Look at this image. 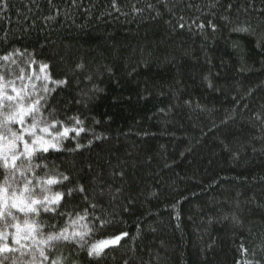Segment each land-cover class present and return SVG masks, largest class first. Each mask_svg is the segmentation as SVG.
<instances>
[{
  "label": "trees",
  "instance_id": "trees-1",
  "mask_svg": "<svg viewBox=\"0 0 264 264\" xmlns=\"http://www.w3.org/2000/svg\"><path fill=\"white\" fill-rule=\"evenodd\" d=\"M41 64L42 115L85 131L35 172L68 175L53 191L83 185L88 201L38 223L59 231L87 207L110 221L89 243L127 235L101 257L58 245L35 264H264V0H0V84L42 88L26 82ZM25 177L0 168V185Z\"/></svg>",
  "mask_w": 264,
  "mask_h": 264
},
{
  "label": "snow or ice",
  "instance_id": "snow-or-ice-1",
  "mask_svg": "<svg viewBox=\"0 0 264 264\" xmlns=\"http://www.w3.org/2000/svg\"><path fill=\"white\" fill-rule=\"evenodd\" d=\"M12 55H5L2 59L11 60ZM12 62L15 63L14 60ZM31 63L34 64L35 61ZM48 68L47 64H41L40 74L35 79L50 81ZM17 78L21 81L24 80L23 75ZM2 79L3 77L0 76V80ZM29 79L32 78L29 77ZM51 82L57 85L66 83V81ZM28 87V85H22L18 89L14 81L0 84V142L7 144L6 148L0 147V168L9 171L12 177H15L16 173H19L21 177H24L25 172L32 173V178L25 177L21 184L16 183L15 180L9 183L6 179L4 184L0 185V219L5 223L6 229H13V231H0V256L9 259L4 254L19 251L21 258L31 254V264H35L36 253L44 261H48L49 253L58 245L75 244L80 249L87 247L89 258L101 257L107 249L119 245L127 233L105 236L89 243L109 227L110 221L96 217L99 224L89 222L87 207L84 208L83 214L76 213L75 217L68 213L69 219L59 231L54 230L56 225H51L53 231L45 234V226L37 221L41 212L51 213L54 216H65L66 214L60 212L59 209L77 193L83 196L82 202L88 201L83 185L67 187L65 191H53L54 186H65L66 182L70 184V177L64 174H59V178L47 174L41 177L35 172V169L40 165H33V160L38 154L49 153L50 149L60 151L59 145L65 139L79 137L85 129L76 126L68 127L65 122L59 120H52L49 123V118L42 115L44 108L42 102L46 103L47 96L36 95V93H49L53 89H49L47 83H44L39 89L35 83L31 84V92L27 90ZM51 115L49 113V116ZM69 119L74 120L75 125L82 124V121L76 117ZM12 124L19 125V129L14 130L11 127ZM61 127L62 131L59 130ZM53 130H56L55 134H53ZM80 147L81 145L77 143L76 148ZM40 158L46 159L44 156ZM44 166L46 167V165ZM14 184L16 186H13ZM90 206L96 207L95 204ZM13 209L20 215H15ZM21 258L11 259L10 264H29L28 261H22ZM0 264H3V260H0ZM52 264H60V261L54 260Z\"/></svg>",
  "mask_w": 264,
  "mask_h": 264
},
{
  "label": "rangeland",
  "instance_id": "rangeland-1",
  "mask_svg": "<svg viewBox=\"0 0 264 264\" xmlns=\"http://www.w3.org/2000/svg\"><path fill=\"white\" fill-rule=\"evenodd\" d=\"M40 74V72H39V70L38 71H32V72H30V74H29V76H28V78H27V84L29 83V82H39L41 85H43L44 83H48V81H43V80H36L35 79V77L37 76V75H39ZM29 77H31L32 79H29ZM0 147H4V148H6L7 147V144H6V142H2V144L0 145ZM14 210V209H13Z\"/></svg>",
  "mask_w": 264,
  "mask_h": 264
}]
</instances>
